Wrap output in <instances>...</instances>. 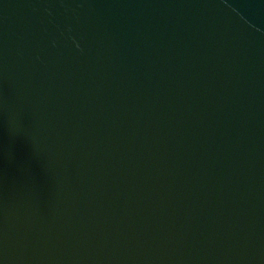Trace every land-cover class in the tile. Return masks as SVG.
Instances as JSON below:
<instances>
[{
  "label": "water",
  "instance_id": "water-1",
  "mask_svg": "<svg viewBox=\"0 0 264 264\" xmlns=\"http://www.w3.org/2000/svg\"><path fill=\"white\" fill-rule=\"evenodd\" d=\"M0 264H264V0H0Z\"/></svg>",
  "mask_w": 264,
  "mask_h": 264
}]
</instances>
